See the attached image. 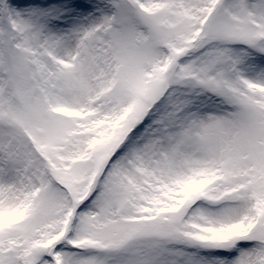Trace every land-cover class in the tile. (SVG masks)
<instances>
[{
    "label": "snow or ice",
    "instance_id": "snow-or-ice-1",
    "mask_svg": "<svg viewBox=\"0 0 264 264\" xmlns=\"http://www.w3.org/2000/svg\"><path fill=\"white\" fill-rule=\"evenodd\" d=\"M0 264H264V0H0Z\"/></svg>",
    "mask_w": 264,
    "mask_h": 264
}]
</instances>
